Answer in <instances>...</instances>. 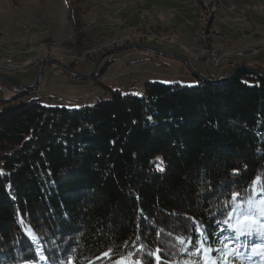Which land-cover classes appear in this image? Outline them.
Instances as JSON below:
<instances>
[{
	"label": "trees",
	"instance_id": "16d2710c",
	"mask_svg": "<svg viewBox=\"0 0 264 264\" xmlns=\"http://www.w3.org/2000/svg\"><path fill=\"white\" fill-rule=\"evenodd\" d=\"M81 1L68 0L72 23ZM28 94L0 101V264H108L95 261L107 247L170 243L162 264H184L196 245L176 237L195 238L201 223L211 233L232 183L264 177V79L251 71L194 87L147 82L141 95L110 89L78 109Z\"/></svg>",
	"mask_w": 264,
	"mask_h": 264
},
{
	"label": "rangeland",
	"instance_id": "374dc122",
	"mask_svg": "<svg viewBox=\"0 0 264 264\" xmlns=\"http://www.w3.org/2000/svg\"><path fill=\"white\" fill-rule=\"evenodd\" d=\"M80 5L77 24L69 21L68 0H0V76L33 85L48 60L38 89L28 90L25 99L78 109L110 89L141 95L147 82L199 86L201 78L179 56L201 76L229 75L241 66L264 71V0H82ZM4 87L0 101L25 92L7 80ZM248 240L241 237L242 255L229 257L231 264H259L243 246Z\"/></svg>",
	"mask_w": 264,
	"mask_h": 264
},
{
	"label": "snow or ice",
	"instance_id": "6c2138e0",
	"mask_svg": "<svg viewBox=\"0 0 264 264\" xmlns=\"http://www.w3.org/2000/svg\"><path fill=\"white\" fill-rule=\"evenodd\" d=\"M158 170L163 171V168ZM238 172L239 169H233L232 175L236 176ZM220 187L223 190L227 185L222 182ZM232 189L224 193L226 198L223 201V207L228 208L230 205V210L223 219L215 220L217 227L211 233L208 232L207 225L201 223L194 230L198 234L195 238L190 235L176 237V243L180 245H196L190 253L193 258L186 260L184 264H231L229 257L242 255L239 251L241 237L249 238L243 245L249 249V258L259 257V264H264V177L257 175L245 189H236L232 183ZM225 228L232 235H225ZM30 236L38 238L35 233ZM175 246V243H170L164 248L157 247L154 251L145 250L141 246L129 250L125 255H119L115 246L107 247L95 256V261L105 260L108 264H152L154 261V264H162L161 252ZM181 251L187 252L188 248L184 247ZM139 254H143L145 258L139 259ZM41 259L46 257L41 256ZM59 264H77V261L70 257ZM89 264L93 262L89 261Z\"/></svg>",
	"mask_w": 264,
	"mask_h": 264
},
{
	"label": "water",
	"instance_id": "95a60500",
	"mask_svg": "<svg viewBox=\"0 0 264 264\" xmlns=\"http://www.w3.org/2000/svg\"><path fill=\"white\" fill-rule=\"evenodd\" d=\"M128 47V46H127ZM126 48V47H125ZM115 51V50H114ZM181 59H183L184 61H186L189 66L194 70V72L198 75L199 78H201L202 81H223V80H226L228 78H230L235 72H237L239 69H244V70H248V71H251L255 74H258L259 76H261L263 79H264V71L261 70V69H258V68H252V67H249V66H241V67H238V68H235L232 73H230L229 75L227 74H224L223 76H219L217 75L215 72H212L211 73V76H201L200 74H198V72L194 69V66L192 65V62L183 57V56H179ZM48 60H45L43 62V64L41 65V67L39 68V72H38V76H37V80L36 82L33 84V85H24L22 84L21 82L15 80L14 78L10 77V76H0V81L2 82L3 84V87H4V81L7 80L9 82H12L15 86L17 87H20L22 89H25V90H32V89H36L38 84L40 83V80H41V75L44 71V65L45 63L47 62ZM57 63L59 64L60 67L64 68L67 72L69 73H72V74H75V75H81L80 73L76 72L75 70L69 68L68 66L64 65L63 63H61L60 61L56 60ZM4 90H5V87H4ZM2 92V91H0Z\"/></svg>",
	"mask_w": 264,
	"mask_h": 264
},
{
	"label": "built area",
	"instance_id": "2783aa9c",
	"mask_svg": "<svg viewBox=\"0 0 264 264\" xmlns=\"http://www.w3.org/2000/svg\"><path fill=\"white\" fill-rule=\"evenodd\" d=\"M4 59V58H3ZM0 91H4V87H3V84L2 82L0 81Z\"/></svg>",
	"mask_w": 264,
	"mask_h": 264
},
{
	"label": "bare ground",
	"instance_id": "6f19581e",
	"mask_svg": "<svg viewBox=\"0 0 264 264\" xmlns=\"http://www.w3.org/2000/svg\"><path fill=\"white\" fill-rule=\"evenodd\" d=\"M226 54V53H225ZM220 55V54H219ZM227 55V54H226ZM218 58V57H217ZM1 59L2 58H0V62H1ZM222 60H224V59H222ZM8 61L10 62L9 64H13L11 61H10V59H8ZM225 61V60H224ZM15 63V62H14ZM16 64V63H15ZM13 68V67H12Z\"/></svg>",
	"mask_w": 264,
	"mask_h": 264
},
{
	"label": "crops",
	"instance_id": "0c3cea01",
	"mask_svg": "<svg viewBox=\"0 0 264 264\" xmlns=\"http://www.w3.org/2000/svg\"><path fill=\"white\" fill-rule=\"evenodd\" d=\"M213 72H215V71H213ZM216 73V72H215ZM225 74V72L222 74V75H219V76H223ZM47 88V87H46ZM36 89H38V87L36 88ZM48 89H46V91H47Z\"/></svg>",
	"mask_w": 264,
	"mask_h": 264
}]
</instances>
